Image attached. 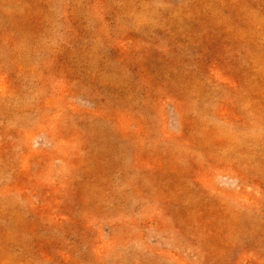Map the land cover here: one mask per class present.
I'll return each instance as SVG.
<instances>
[{
  "label": "rangeland",
  "instance_id": "374dc122",
  "mask_svg": "<svg viewBox=\"0 0 264 264\" xmlns=\"http://www.w3.org/2000/svg\"><path fill=\"white\" fill-rule=\"evenodd\" d=\"M0 264H264V0H0Z\"/></svg>",
  "mask_w": 264,
  "mask_h": 264
}]
</instances>
